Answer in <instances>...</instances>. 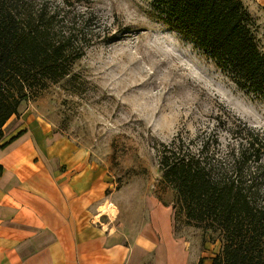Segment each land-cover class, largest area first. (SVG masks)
<instances>
[{
  "label": "rangeland",
  "instance_id": "obj_1",
  "mask_svg": "<svg viewBox=\"0 0 264 264\" xmlns=\"http://www.w3.org/2000/svg\"><path fill=\"white\" fill-rule=\"evenodd\" d=\"M240 1L257 23L264 52V0ZM82 2L103 34L92 39L69 78L51 84L8 122L6 135L22 117L39 119L59 139L61 153L69 154L66 163L76 157L92 169L96 178L85 183L98 185L100 211L130 240L153 226L174 225L176 242H186L194 259L211 260L220 242L204 243L200 229L176 223V197L162 180L158 151L203 131L215 132L225 146L229 139L215 118L228 114L230 122L240 118L264 134V102L240 91L190 41L160 22L152 0ZM69 9L85 10L77 4Z\"/></svg>",
  "mask_w": 264,
  "mask_h": 264
},
{
  "label": "trees",
  "instance_id": "obj_2",
  "mask_svg": "<svg viewBox=\"0 0 264 264\" xmlns=\"http://www.w3.org/2000/svg\"><path fill=\"white\" fill-rule=\"evenodd\" d=\"M0 0V148L24 106L72 75L103 34L82 1ZM84 8L73 14V5ZM156 17L190 41L237 88L264 102L258 26L240 0H152ZM218 117L215 132L162 144V180L175 193V221L220 242L212 264H264V134L240 118ZM176 221V223H177ZM202 264V261L200 262Z\"/></svg>",
  "mask_w": 264,
  "mask_h": 264
},
{
  "label": "crops",
  "instance_id": "obj_3",
  "mask_svg": "<svg viewBox=\"0 0 264 264\" xmlns=\"http://www.w3.org/2000/svg\"><path fill=\"white\" fill-rule=\"evenodd\" d=\"M18 121L0 148V264H212L175 241L174 225L130 240L100 211L98 185L85 183L92 169L66 163L39 119Z\"/></svg>",
  "mask_w": 264,
  "mask_h": 264
}]
</instances>
